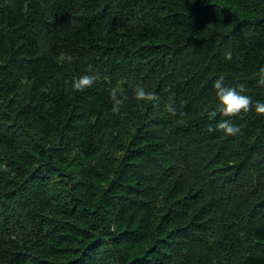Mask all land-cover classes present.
<instances>
[{"label":"trees","instance_id":"obj_1","mask_svg":"<svg viewBox=\"0 0 264 264\" xmlns=\"http://www.w3.org/2000/svg\"><path fill=\"white\" fill-rule=\"evenodd\" d=\"M262 67L264 0H0V264H264Z\"/></svg>","mask_w":264,"mask_h":264},{"label":"clouds","instance_id":"obj_2","mask_svg":"<svg viewBox=\"0 0 264 264\" xmlns=\"http://www.w3.org/2000/svg\"><path fill=\"white\" fill-rule=\"evenodd\" d=\"M225 59L231 60L232 54L230 52L227 53ZM89 72H91V69ZM258 77L257 85L264 87V67L260 68ZM95 82L96 76L93 74L74 77L71 81H69L71 84V90L77 92L85 91V89L92 87ZM213 86L219 103L214 110L207 113L210 119L215 118L218 113L224 117L239 116L242 112H250L253 107L255 108L257 115H264V102H254L250 95L245 94L247 89L244 84L228 86L224 83V77L221 76L214 81ZM135 96L137 100L141 101H154L156 99L154 93L146 91L143 87H138L135 90ZM166 107L168 112L172 115H176V111L172 107L171 103H169ZM113 111H118V108H114ZM208 131H220L225 135L231 136L238 133L239 128L230 119H224L219 121L215 128L210 125Z\"/></svg>","mask_w":264,"mask_h":264},{"label":"rangeland","instance_id":"obj_3","mask_svg":"<svg viewBox=\"0 0 264 264\" xmlns=\"http://www.w3.org/2000/svg\"><path fill=\"white\" fill-rule=\"evenodd\" d=\"M65 181H66V180H65ZM66 182H67V181H66ZM67 183H68V182H67ZM69 187H71V184H70V183H68V188H69Z\"/></svg>","mask_w":264,"mask_h":264}]
</instances>
